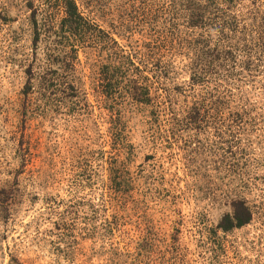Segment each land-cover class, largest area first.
<instances>
[{
	"label": "rangeland",
	"instance_id": "374dc122",
	"mask_svg": "<svg viewBox=\"0 0 264 264\" xmlns=\"http://www.w3.org/2000/svg\"><path fill=\"white\" fill-rule=\"evenodd\" d=\"M169 1L75 0L133 56L135 105L103 95L115 45L63 38L60 0H0V264H264V74L233 99L257 110L188 124L194 30ZM233 200L251 218L223 231Z\"/></svg>",
	"mask_w": 264,
	"mask_h": 264
},
{
	"label": "trees",
	"instance_id": "16d2710c",
	"mask_svg": "<svg viewBox=\"0 0 264 264\" xmlns=\"http://www.w3.org/2000/svg\"><path fill=\"white\" fill-rule=\"evenodd\" d=\"M176 1L178 16L185 22L184 28L194 30L190 34L186 33L187 36L184 34L183 38L178 35V41L183 44L181 48L190 54L186 55L192 99L185 114L188 124L203 122L209 116L217 117L229 108L235 110V114H248L257 110L258 104L249 102L239 105L233 99L243 94L246 86L253 85L255 76L264 74V1L261 12L249 14L252 17L250 23L234 11L235 5L245 0ZM256 1L259 0H252ZM59 4L64 13L61 22L63 38L69 40L72 35L81 42L89 41L94 48H101L103 43L106 46H110V43L115 45V51L102 65L100 85L103 95L113 99L121 92L123 85L129 83V101L135 105L149 104V89L146 84L140 85V71L135 67L133 56L125 55L98 27L84 18L75 0H60ZM36 37H39L38 30ZM106 48L108 51L111 49ZM72 50H75L74 47ZM47 82L50 91L56 88L57 83L53 79ZM117 183L120 186L122 180L118 179ZM231 208V215H226L220 222L219 227L223 231L240 228L250 221L251 213L244 201L233 200Z\"/></svg>",
	"mask_w": 264,
	"mask_h": 264
}]
</instances>
